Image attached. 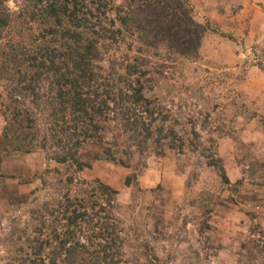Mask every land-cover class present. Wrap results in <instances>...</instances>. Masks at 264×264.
<instances>
[{"label":"rangeland","instance_id":"1","mask_svg":"<svg viewBox=\"0 0 264 264\" xmlns=\"http://www.w3.org/2000/svg\"><path fill=\"white\" fill-rule=\"evenodd\" d=\"M23 2L8 6L17 13ZM188 2L192 20L218 32L131 57L144 66L146 94L167 108L178 136L198 145L196 127L198 150L142 158L112 125L104 142L81 149L88 165L82 171L41 152L4 154L0 264H20L18 250L25 247L10 238L16 242L29 229L34 239L67 190L93 192L99 183L118 193L111 205L124 234L155 249L159 261L152 264H264V0ZM117 53L123 57L128 47ZM4 125L0 117V131ZM124 152L131 168L107 155L121 159ZM213 160H220L229 183L210 166Z\"/></svg>","mask_w":264,"mask_h":264},{"label":"trees","instance_id":"2","mask_svg":"<svg viewBox=\"0 0 264 264\" xmlns=\"http://www.w3.org/2000/svg\"><path fill=\"white\" fill-rule=\"evenodd\" d=\"M23 1L16 13L10 0H0V117L5 122L0 174L4 154L37 152L82 171L88 165L80 160L81 149L104 142L112 125L142 158L152 152L163 156L166 149L198 150L196 127L198 145L178 136L167 108L146 94L144 66L131 57L134 51L143 56L175 44L188 46L195 36L218 32L192 20L188 0ZM124 47L128 53L119 57ZM123 154L126 158L107 155L131 168L129 154ZM209 164L229 183L220 160ZM117 195L103 183L93 192L67 190L65 202L52 210L34 239L29 229L20 231L16 242L10 238L11 244L25 247L18 250L20 264L158 262L148 242L124 234L111 205Z\"/></svg>","mask_w":264,"mask_h":264}]
</instances>
